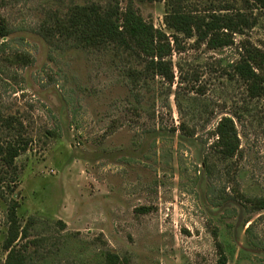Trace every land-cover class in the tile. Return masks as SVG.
Returning a JSON list of instances; mask_svg holds the SVG:
<instances>
[{
  "label": "rangeland",
  "instance_id": "1",
  "mask_svg": "<svg viewBox=\"0 0 264 264\" xmlns=\"http://www.w3.org/2000/svg\"><path fill=\"white\" fill-rule=\"evenodd\" d=\"M112 1L168 34L176 6L258 22L179 34L171 83L136 50L64 36L73 5ZM244 39L264 50V11L248 0H0V264H215L216 241L227 264H264V210L228 179L264 197V96L233 71ZM224 116L233 160L210 150Z\"/></svg>",
  "mask_w": 264,
  "mask_h": 264
},
{
  "label": "trees",
  "instance_id": "2",
  "mask_svg": "<svg viewBox=\"0 0 264 264\" xmlns=\"http://www.w3.org/2000/svg\"><path fill=\"white\" fill-rule=\"evenodd\" d=\"M248 1H252L257 9L264 11V0ZM257 22L256 17L250 18L247 13L241 11L198 14L176 6L165 15V24L174 30V33L168 34L163 29L145 22L135 10L123 11L119 3L114 4L112 1L110 5H101L96 2L73 5L65 21L60 22L59 26L67 32L64 33L66 38L72 36L74 39L83 40L85 37L88 42L96 46L113 44L136 50L138 55L143 56L147 61L146 70L148 72L160 75L173 83L175 79L173 63L166 57L172 54L173 50L179 49L181 41L179 34L182 33L188 38L197 36L198 40L205 41L220 31L245 34L246 30L253 28ZM171 37L174 47L171 44ZM241 48L242 53L234 64L233 71L240 79L248 83L251 97L264 96V50L249 39L241 42ZM181 127L188 135L195 134L188 125L184 124ZM213 134L215 140L210 145L211 151H216L229 160L238 156L241 141L233 117H222ZM228 179L233 183L234 190V194L230 196L245 204L246 207L250 206L258 211L264 210V197H251L243 192L235 174L230 175L229 173ZM223 198L228 197L223 196ZM250 229L251 225L248 231ZM215 236L217 239V232ZM216 245L218 258L215 264H227L229 255L224 244L216 241ZM13 259L12 264H22L17 254Z\"/></svg>",
  "mask_w": 264,
  "mask_h": 264
}]
</instances>
